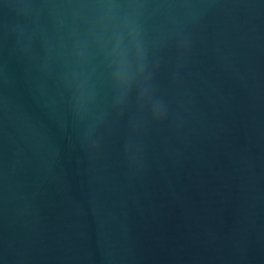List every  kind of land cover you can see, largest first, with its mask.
Here are the masks:
<instances>
[{
    "label": "water",
    "instance_id": "1",
    "mask_svg": "<svg viewBox=\"0 0 264 264\" xmlns=\"http://www.w3.org/2000/svg\"><path fill=\"white\" fill-rule=\"evenodd\" d=\"M0 264H264V0H0Z\"/></svg>",
    "mask_w": 264,
    "mask_h": 264
}]
</instances>
